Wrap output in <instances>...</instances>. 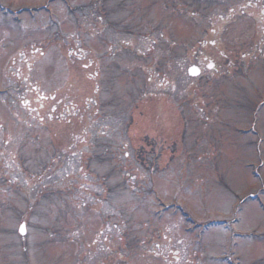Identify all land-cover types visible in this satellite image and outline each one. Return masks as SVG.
Returning <instances> with one entry per match:
<instances>
[{"label":"rangeland","instance_id":"rangeland-1","mask_svg":"<svg viewBox=\"0 0 264 264\" xmlns=\"http://www.w3.org/2000/svg\"><path fill=\"white\" fill-rule=\"evenodd\" d=\"M229 260L264 264V0H0V264Z\"/></svg>","mask_w":264,"mask_h":264},{"label":"water","instance_id":"water-1","mask_svg":"<svg viewBox=\"0 0 264 264\" xmlns=\"http://www.w3.org/2000/svg\"><path fill=\"white\" fill-rule=\"evenodd\" d=\"M212 67V65H210L209 66V68H211ZM199 73H200V70H199V68H197V67H191L190 69H189V74L191 75V76H197V75H199ZM23 229H24V226H23ZM25 232V229L23 230V231H21V233H24Z\"/></svg>","mask_w":264,"mask_h":264},{"label":"flooded vegetation","instance_id":"flooded-vegetation-1","mask_svg":"<svg viewBox=\"0 0 264 264\" xmlns=\"http://www.w3.org/2000/svg\"><path fill=\"white\" fill-rule=\"evenodd\" d=\"M199 66H200V68H201V69L204 67V66H203V63H200V65H199Z\"/></svg>","mask_w":264,"mask_h":264},{"label":"snow or ice","instance_id":"snow-or-ice-1","mask_svg":"<svg viewBox=\"0 0 264 264\" xmlns=\"http://www.w3.org/2000/svg\"><path fill=\"white\" fill-rule=\"evenodd\" d=\"M24 229H23V227L21 228V231H23Z\"/></svg>","mask_w":264,"mask_h":264}]
</instances>
